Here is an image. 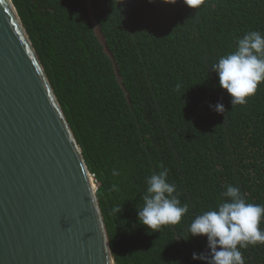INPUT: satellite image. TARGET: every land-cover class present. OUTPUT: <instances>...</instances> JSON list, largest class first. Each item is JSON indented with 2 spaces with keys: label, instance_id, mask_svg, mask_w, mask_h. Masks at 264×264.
I'll return each mask as SVG.
<instances>
[{
  "label": "trees",
  "instance_id": "16d2710c",
  "mask_svg": "<svg viewBox=\"0 0 264 264\" xmlns=\"http://www.w3.org/2000/svg\"><path fill=\"white\" fill-rule=\"evenodd\" d=\"M13 3L94 176L114 264H206L192 259L208 251L189 233L195 217L229 199L228 185L264 205V83L233 106L211 68L245 33L264 35V0ZM164 169L188 212L151 231L137 213ZM240 251L264 264V244Z\"/></svg>",
  "mask_w": 264,
  "mask_h": 264
},
{
  "label": "water",
  "instance_id": "95a60500",
  "mask_svg": "<svg viewBox=\"0 0 264 264\" xmlns=\"http://www.w3.org/2000/svg\"><path fill=\"white\" fill-rule=\"evenodd\" d=\"M96 190L13 0H0V264H114Z\"/></svg>",
  "mask_w": 264,
  "mask_h": 264
},
{
  "label": "clouds",
  "instance_id": "9594fccd",
  "mask_svg": "<svg viewBox=\"0 0 264 264\" xmlns=\"http://www.w3.org/2000/svg\"><path fill=\"white\" fill-rule=\"evenodd\" d=\"M153 2V0H149ZM175 4L177 0H163ZM205 0H184L190 8L196 9ZM219 85L230 95V103L243 105L247 98L256 94L264 83V35L259 31H249L237 40L235 51L221 56L213 63ZM214 111L224 113V105L217 102L209 105ZM113 170V175H118ZM164 169L147 178V189L143 195V206L138 209V220L151 231H159L164 225L178 224L188 212V205H181L175 184L167 180ZM115 187V186H113ZM222 196L229 199L195 217L189 226L191 236H206L207 252L192 253L193 260L206 264H245L240 249L249 245L264 244V230L259 225L264 217V205L246 202L240 189L228 185ZM120 213L121 208L117 207Z\"/></svg>",
  "mask_w": 264,
  "mask_h": 264
}]
</instances>
